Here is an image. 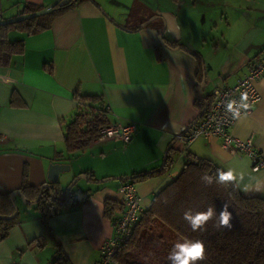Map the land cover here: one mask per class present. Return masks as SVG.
<instances>
[{
	"label": "crops",
	"instance_id": "crops-1",
	"mask_svg": "<svg viewBox=\"0 0 264 264\" xmlns=\"http://www.w3.org/2000/svg\"><path fill=\"white\" fill-rule=\"evenodd\" d=\"M53 1L0 0L1 20L15 17L24 5L43 8ZM164 1L166 6H178L173 0ZM256 1L258 5L236 7L237 16L232 20L220 13L226 24L220 38L223 47L221 43H198V23L189 22L181 10L162 7L159 0H130L122 8L117 0H82L53 17L40 31H8L7 40L22 41L23 49L0 56V193L18 190L24 181L31 186L43 184L50 162L70 165L69 172L60 175L58 188L63 191L73 177L86 172L104 181L78 180L73 198H81L78 191L91 193L52 217L47 234L39 212L14 194L18 219L0 241V254H5V241L15 234L20 246L31 244L26 248L28 255L35 250L32 254L36 257L38 248L51 247L49 264L58 246L68 264H94L103 240L113 233L112 219L123 211L117 204L111 218L105 216L104 201L118 203L119 186L133 174L154 172L134 183L146 208L154 194L178 175L188 152L213 160L224 171L234 169V182L241 194L264 197V183H256L264 181V169L252 171L250 158L223 147L219 137L200 136L188 145L179 138L174 142L207 108L212 90L234 84L264 51V0ZM216 3L182 0L180 6L193 5L198 14L207 6L202 12L204 21ZM160 30L178 45H162ZM156 49L162 55L160 60ZM255 86L259 102L229 131L242 140L251 137L264 157V75ZM75 93L101 96L109 122H134L137 132L127 143L92 140L69 156L63 128L75 112ZM172 142L171 164L163 173H156ZM42 235L40 246L36 238ZM32 259L26 264H41Z\"/></svg>",
	"mask_w": 264,
	"mask_h": 264
},
{
	"label": "trees",
	"instance_id": "trees-1",
	"mask_svg": "<svg viewBox=\"0 0 264 264\" xmlns=\"http://www.w3.org/2000/svg\"><path fill=\"white\" fill-rule=\"evenodd\" d=\"M80 1L82 0H70L66 3L61 1L51 13L0 26V56L5 58L23 49L22 41L7 40L8 31L18 30L26 34L40 31L48 27L53 17ZM41 8L24 5L16 16L29 14ZM162 41V45L169 48L178 45L164 31ZM155 51L156 58L162 59L159 51L157 49ZM74 99L75 112L63 128L65 149L69 156L97 139L100 128L110 123L106 105L101 96H84L75 93ZM206 110L207 108L201 112V115ZM171 161L168 152L165 155L163 168L155 172L163 173L168 169ZM218 169L223 170L213 160L188 152L178 175L154 194L149 206L143 207L139 220L128 239L115 254L118 264H170L167 260L170 249L174 243L184 239L204 242L206 258L200 264H264V197L241 194L234 186L236 185L234 181L227 186L215 182L210 186L205 185L201 176L207 172L215 180ZM153 173H135L126 182L142 181ZM85 175L96 181L91 178V174L86 172ZM41 185L31 186L24 181L19 190L28 202L34 201L40 193L36 203L26 205L33 206L39 212V220L46 234L50 230L49 222L52 217L62 208L69 207L71 203L82 202L91 193L90 190L80 191L81 198L74 199L71 188L68 202L61 205L59 202L65 198L64 191L58 188L57 184H51L50 189L44 188L39 192ZM10 194L0 193V241L8 236L18 219L19 211L13 206ZM224 203L229 205V211L232 213L231 227L217 228L215 225L218 223L219 211ZM117 204L123 206L121 199L118 203L115 200L106 199L104 201L105 216L111 218ZM210 206L215 208L216 216L209 220L202 230L192 231L183 218L184 212L188 210H191L193 214L204 212ZM117 217L112 219V223ZM44 237L45 235L36 238L38 245H43ZM50 264H68V258L60 246L56 247Z\"/></svg>",
	"mask_w": 264,
	"mask_h": 264
},
{
	"label": "built area",
	"instance_id": "built-area-1",
	"mask_svg": "<svg viewBox=\"0 0 264 264\" xmlns=\"http://www.w3.org/2000/svg\"><path fill=\"white\" fill-rule=\"evenodd\" d=\"M1 17L0 10V20ZM262 75H264V51L252 60L246 73L238 77L234 84L215 87L212 90V98L207 110L183 136L179 137V140L184 145H188L200 136H217L221 139L223 147L247 155L252 162V171L264 169V157L255 148L252 138L242 140L230 134L229 130L236 120L225 110L228 100H239L241 93H247L248 108L242 110L241 116L250 114L260 100L255 82ZM136 132L137 125L134 122H114L101 127L97 139L127 143ZM118 194L123 202L124 210L113 223V234L102 242L99 248V258L94 264H118L115 254L128 239L143 209L142 197L138 194L134 183L121 184Z\"/></svg>",
	"mask_w": 264,
	"mask_h": 264
},
{
	"label": "rangeland",
	"instance_id": "rangeland-1",
	"mask_svg": "<svg viewBox=\"0 0 264 264\" xmlns=\"http://www.w3.org/2000/svg\"><path fill=\"white\" fill-rule=\"evenodd\" d=\"M117 1L119 2V4L121 3V8H122L123 3L126 2L128 3L130 0H117ZM173 1L176 2L178 6L175 3L174 5L172 3L170 6H166V2L164 0H159V3L162 5V7L165 6V7H169L170 9L174 7L176 8V11L181 10L180 12L182 13L183 16L186 17V19L189 22L194 20L193 22L198 23V25L196 24L198 28V34L200 35V40L198 43L200 44L210 43L212 45H215V43H221L222 44L221 47H223V40L220 39L221 36L223 37V34H221V32L223 33V31L226 30L225 27L226 24L224 18L223 19L220 18V13L223 11L224 15H226V18L232 20L237 16L236 13L237 9H235L236 7H243V5L245 7L258 5L256 0H251V1L249 0V4H244L246 0H217L218 3L216 4L218 6L215 5L214 8L211 7V9H208L210 14L207 16V20L203 21L202 12L205 11L207 6L202 7L201 10L203 11L198 14L197 7L194 8L193 5L180 6L182 5V0H173ZM184 1L190 3V0H184ZM234 5H238V6H234ZM245 11H247L248 13V9H245ZM81 180L83 179H79V182ZM89 185L95 186V184H89ZM76 186H73L72 190H74V188H77ZM5 242L6 244H8V248L6 249L5 254H0V258H1L0 264H11L12 261L18 262L20 264H26L28 263L27 261H32L33 260L32 258L34 259L37 258L41 264H49L48 258L52 254L51 251L52 249L51 247H48V245L46 246L47 247L46 249H44L45 247L38 248L40 254L38 253V255L35 257V254H32L34 253L35 250H32L31 253H29L30 256L27 254L26 251V248L29 247L31 244H24L20 246L18 244L17 238H15V234L13 237H9V239H7ZM49 246H51V242H49ZM32 248H35V246H32Z\"/></svg>",
	"mask_w": 264,
	"mask_h": 264
},
{
	"label": "clouds",
	"instance_id": "clouds-1",
	"mask_svg": "<svg viewBox=\"0 0 264 264\" xmlns=\"http://www.w3.org/2000/svg\"><path fill=\"white\" fill-rule=\"evenodd\" d=\"M247 93H241L239 100L230 99L225 105V110L235 120L241 119L242 110L248 108ZM234 169L230 168L227 171L217 170L215 180L213 176H210L205 172L201 176V180L205 185H211L213 182L228 185L235 180ZM243 179V175L240 176ZM257 186L264 181L256 180ZM238 187L239 185H234ZM248 190V186H245V191ZM216 216V210L214 207H209L204 212H196L193 214L191 210L185 211L183 218L188 222L192 231L202 230L206 223ZM232 213L229 211V205L224 203L219 211L218 223L215 225L217 228L231 227L230 220ZM206 258L205 245L201 240L184 239L183 241H177L170 249L167 260L170 264H200Z\"/></svg>",
	"mask_w": 264,
	"mask_h": 264
},
{
	"label": "water",
	"instance_id": "water-1",
	"mask_svg": "<svg viewBox=\"0 0 264 264\" xmlns=\"http://www.w3.org/2000/svg\"><path fill=\"white\" fill-rule=\"evenodd\" d=\"M62 0H54L53 2H51L50 4H48L47 6H44L43 8L37 10V11H34L32 13H29V14H24V15H20V16H15V17H12V18H8V19H3V20H0V26L2 25H8V24H12V23H15V22H19V21H23V20H27V19H30V18H35L37 16H40V15H45V14H48V13H51L54 9V7L60 3ZM92 1V0H91ZM156 17V16H155ZM154 16L153 17H150L148 20H146L145 22H143L140 27H143L145 24H147L149 21H151L152 19L155 18ZM164 29V28H163ZM162 34H163V30L159 33V41L160 43L162 44ZM178 48H185V46L183 45H179ZM187 50V49H186ZM205 109V108H204ZM204 109L202 110V112L204 111ZM201 116L198 115L197 118L185 129V131L183 132V134L185 132H187L195 123L196 121L198 120V118ZM179 137H176L174 142L178 139ZM172 142L170 144V146H168V148L166 149V153L165 155L170 151V148H171V145H173ZM164 162H165V157H164V160H163V164L162 166L160 167L163 168L164 166ZM70 170V165L67 164V163H62V162H50L49 165H48V168H47V174H46V177H47V180L46 182H44L41 187L39 188V192H41L44 188L46 189H50L51 188V184H57L59 185L60 183V175L61 174H64V173H67L69 172ZM132 176L128 177V179H131ZM79 179H83L85 181H87L88 183H100V182H103L104 179H100V180H91V179H88L86 177L85 174H79V175H76L75 177H73L71 179V181L66 185L65 189H64V200L63 201H60L59 203L61 205L65 204L68 202L69 200V191L71 190V188L78 182ZM112 179H117V178H112ZM80 191H78L77 193H79ZM14 194H17L19 195L20 199L22 200V202H24L25 204H34L36 203V201L40 198V193L38 194L37 198L32 201V202H28L24 199L21 191L18 189V190H14L13 192H11L10 194V199H11V202L13 204V206L16 208V205L12 199L13 195Z\"/></svg>",
	"mask_w": 264,
	"mask_h": 264
}]
</instances>
